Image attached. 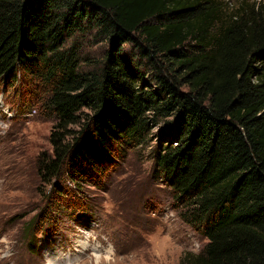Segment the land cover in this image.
I'll return each instance as SVG.
<instances>
[{"label": "trees", "instance_id": "1", "mask_svg": "<svg viewBox=\"0 0 264 264\" xmlns=\"http://www.w3.org/2000/svg\"><path fill=\"white\" fill-rule=\"evenodd\" d=\"M225 16L215 0H0V88L29 100L32 81L56 119L36 161L54 207L28 223L31 251L55 205L163 125L154 168L208 240L183 264H264V4ZM94 33L110 48L86 70L66 44Z\"/></svg>", "mask_w": 264, "mask_h": 264}, {"label": "rangeland", "instance_id": "2", "mask_svg": "<svg viewBox=\"0 0 264 264\" xmlns=\"http://www.w3.org/2000/svg\"><path fill=\"white\" fill-rule=\"evenodd\" d=\"M215 2L222 6L225 17L241 8L264 4V0ZM73 42L81 47L83 67L100 69L110 48L109 41L94 33L77 35L66 46ZM27 88L30 100L38 90L32 81L27 82ZM20 94H6L0 88L5 108L23 111L19 119L10 123L0 116V237L7 235L14 241L11 260L0 264H44L46 256L54 264H71L72 235L77 226L93 230L114 245L122 264H183L186 255L201 253L208 240L182 220V213L190 209L176 207L171 190L154 168L155 150L166 140L161 135L166 127L163 125L152 130L147 144L120 154L102 184H81V191L74 190V197L63 200L64 204L76 206L55 205L54 212L60 217L52 215L53 221L44 224L48 230L37 236L36 249L31 251L24 240L28 223L45 205L54 207L41 196L50 187L41 182L36 161L42 153L52 154L50 135L56 119L46 116L44 99L39 100V95L38 100L33 99L40 106L33 102L37 108H28L24 107L25 90L22 99Z\"/></svg>", "mask_w": 264, "mask_h": 264}, {"label": "clouds", "instance_id": "3", "mask_svg": "<svg viewBox=\"0 0 264 264\" xmlns=\"http://www.w3.org/2000/svg\"><path fill=\"white\" fill-rule=\"evenodd\" d=\"M14 241L7 235L0 237V262L10 261L13 255ZM199 244L196 245L198 250ZM71 264H122L115 246L106 242L93 230L77 226L72 235ZM44 264H54L53 259L46 256Z\"/></svg>", "mask_w": 264, "mask_h": 264}, {"label": "built area", "instance_id": "4", "mask_svg": "<svg viewBox=\"0 0 264 264\" xmlns=\"http://www.w3.org/2000/svg\"><path fill=\"white\" fill-rule=\"evenodd\" d=\"M3 98H4V96L0 100V102H1V105H0L1 119L3 121H6L7 123H10V122H13V121L19 119L21 117V115L23 114V111H18L16 108L9 107V106L5 108V105L3 103ZM22 107H23V105H22Z\"/></svg>", "mask_w": 264, "mask_h": 264}]
</instances>
